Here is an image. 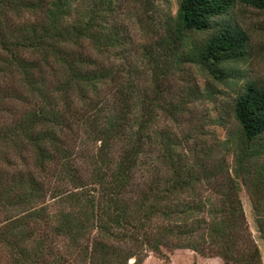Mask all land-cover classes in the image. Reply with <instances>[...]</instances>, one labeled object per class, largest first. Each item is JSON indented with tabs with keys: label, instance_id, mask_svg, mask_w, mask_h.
Masks as SVG:
<instances>
[{
	"label": "trees",
	"instance_id": "16d2710c",
	"mask_svg": "<svg viewBox=\"0 0 264 264\" xmlns=\"http://www.w3.org/2000/svg\"><path fill=\"white\" fill-rule=\"evenodd\" d=\"M164 1L0 0V264L177 251L262 264L240 182L264 241V88L239 67L251 40L236 12L264 0H179L175 16ZM133 27L153 76L190 63L211 79L209 100L233 92L224 141L188 150L160 128L163 97L139 82Z\"/></svg>",
	"mask_w": 264,
	"mask_h": 264
},
{
	"label": "rangeland",
	"instance_id": "374dc122",
	"mask_svg": "<svg viewBox=\"0 0 264 264\" xmlns=\"http://www.w3.org/2000/svg\"><path fill=\"white\" fill-rule=\"evenodd\" d=\"M179 0H166L164 7L175 16L178 10ZM236 19L239 25L247 32L251 40V51L244 63L239 65L245 75V80H251L264 88V10L256 8H243L236 12ZM134 29V27H133ZM146 38L140 28L133 30V62L141 67L139 81L150 94L158 86L163 97L164 109L159 112L158 124L164 131L178 134L184 139V145L188 150L205 149L219 141H224L229 130L235 127L231 115L222 122L219 117L223 116L222 107L230 109L228 103L234 96L231 90L225 92V99L219 94L216 95V103L206 97L207 90L211 89L212 81L204 73L190 63L181 66L179 69H171L166 76L158 77L152 75L150 69L142 65L143 45ZM143 66V67H142ZM154 82V83H152ZM156 82V83H155ZM220 89V88H219ZM217 93V92H216ZM223 102V103H222ZM225 102V103H224ZM172 108L177 109L173 111ZM180 109V110H179ZM93 146H86L83 152L91 151ZM202 155V154H201ZM232 164V158L228 160ZM91 168L84 165L80 170L82 175H89ZM64 187L69 184L63 183ZM240 197L243 203L246 218L250 231L262 254L264 264V241L258 232L255 216L253 213L251 196L247 186L240 182ZM63 188V187H62ZM170 264H223L219 259H203L186 251L166 253ZM163 256L148 257L143 264H168ZM129 264H133V259Z\"/></svg>",
	"mask_w": 264,
	"mask_h": 264
}]
</instances>
